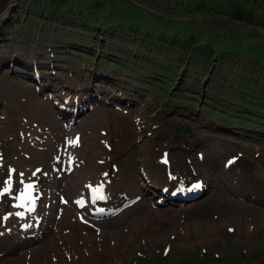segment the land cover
<instances>
[{
	"label": "rangeland",
	"instance_id": "rangeland-1",
	"mask_svg": "<svg viewBox=\"0 0 264 264\" xmlns=\"http://www.w3.org/2000/svg\"><path fill=\"white\" fill-rule=\"evenodd\" d=\"M54 1L58 7L62 4L83 6L72 10L67 21L77 18L83 22V17L88 15L86 11L97 16L96 24L82 26L86 35L83 33L81 36L85 38L76 35L75 41L81 40L85 45L83 48L69 46L66 37L61 38V35L69 34L67 28L54 25V22L46 24V27L42 23L59 10L52 14L47 12L46 6ZM6 2L0 0L1 7L7 4L0 13V134L4 120L2 108L6 106L4 99L16 80L27 84L26 92L38 99L55 89L68 91L72 96L78 92L82 97L78 105L71 108L61 106L59 98L51 99L50 111L55 123L54 127L50 126L59 138L58 141L53 140L51 157L43 167H46L45 172L52 168L56 176L48 192L46 178L38 175L40 195L36 203L37 211H42L49 204L51 212L45 221L40 222V219L31 223L24 233H0V264H264V122L258 121L260 126L240 123L239 119L243 118L236 117L235 113L203 102L211 89L202 81L192 88L196 97L185 103L182 100L186 97L176 94L180 80L176 75L170 77L164 71L155 79L151 76L161 63V53L156 54L155 44L165 42L171 35L185 37L189 33L214 52L231 51L244 60L264 64V0ZM26 13L33 14L28 16L31 17L28 20L32 28L26 26ZM27 30L31 32L28 37L32 43L40 35L44 37L45 44L53 42L60 46L55 55L58 60H54L60 63L57 73L66 78L80 75L86 86L70 89L54 75L47 77L48 81L39 79L34 82L16 72L25 67L2 63V59L10 56V45L20 49ZM142 36L148 40H141ZM122 40L125 41L123 46ZM107 47H112V52L116 49V52H124L116 66L105 61L104 49ZM94 70L103 72L106 79H110L103 81L95 77L96 81L90 82ZM85 77H88L87 81ZM94 109H101L108 122L101 125L103 129L100 130L98 125L96 129L102 137L107 130L114 148L109 154L115 159L117 169L109 171L115 180H111L107 198L112 197L116 204L110 213L87 217L89 222L108 221L110 230L121 229L124 234L121 235L124 242L117 245L114 242L111 245L110 237L105 235L107 238L103 239L102 249L101 245L99 249L96 246L100 239L98 236L87 240L92 245L89 246L78 230L77 234L57 237L53 231V223L58 218L55 203H60L64 194L68 198V187H63L66 191L63 194L53 191L54 197H51L52 190L61 185L65 174L62 167L57 166L61 161L58 154L62 151L63 142L58 127L62 125V130L69 131L79 126L77 124L91 115ZM223 112L229 115L224 118ZM114 123L119 124V128L123 124L120 130L128 135L124 144H119L121 135H110L111 124ZM82 130L83 134H90L88 128ZM0 145L2 154L8 141L0 140ZM163 156L167 157L166 162ZM228 156L235 160L225 166L223 162ZM144 171L155 179L148 181ZM166 171L173 175L204 178L206 191L196 202L168 198L157 191V184L168 179ZM4 175L0 176L1 180ZM152 183L154 189L150 187ZM129 198L139 203L133 212L125 211L126 214L146 216L133 227L127 219L117 216L133 204L132 201L123 205ZM7 202L3 197L2 204Z\"/></svg>",
	"mask_w": 264,
	"mask_h": 264
},
{
	"label": "bare ground",
	"instance_id": "bare-ground-1",
	"mask_svg": "<svg viewBox=\"0 0 264 264\" xmlns=\"http://www.w3.org/2000/svg\"><path fill=\"white\" fill-rule=\"evenodd\" d=\"M1 62L9 64L13 61L5 57L4 59L1 60ZM22 75H26V72L23 73ZM30 80L33 81V79L31 78ZM69 81L72 83V85H78V88L81 87L79 86L81 82L79 83L77 78H72ZM27 88H28L27 84H21L18 82V80L14 81V83L11 85V87L8 90V96H6V98L4 99L6 100V106L4 105V108H2V112L4 114V118H3L4 120L1 123L2 129L0 134V140L8 141V146L6 147L5 152L2 151V154L0 153V163H1L0 176L2 174H5L4 179L3 180L0 179L1 180L0 193H2L0 194V233H5V232L11 233L13 231L18 232L16 234L24 233L25 231H27V228L30 226L31 223H36L40 219L41 222L45 218H48V214H50L51 212L50 210L51 208L49 204L43 207L44 209L42 211H37L36 208H34L33 212L27 211L26 210L27 196L23 199H18V197H20L21 193L25 192L28 183L31 180H35L39 174L43 175L46 178L45 186L48 192H50L52 189L51 183H52V179L56 176L55 175L56 171L51 170L52 169L51 168L45 172L46 167L45 168L43 167V165L45 166V163H47V160L51 157L50 153L53 151L52 148L53 143L55 141H58L59 138L57 137L58 135L57 136L54 135V130L50 126L55 123L54 117H52L53 114L50 111V102L52 98L56 99L60 97H65L68 96V93L61 89L58 90L55 89L50 94L46 93L44 98L38 99L29 95L28 94L29 91L28 93L26 92ZM67 98L69 100L63 102L62 105L64 108H71V106L74 104V101L71 102V96ZM80 99L81 97L78 96L76 98L75 104H77ZM91 113H92L91 115L84 117L81 120L80 124H77L79 126L72 128L69 131L62 130L63 129L62 125L61 127L59 124H58L59 127L57 126L59 128L58 131L61 134L60 137L63 136L62 140L64 142V143L62 142V146L60 148L62 151L60 154H58L59 155L58 157H61L60 159L61 161L57 166L59 168L62 167L65 174H63L64 176L62 177L63 180V182H61L62 186L60 185L57 186L56 189H53L51 197H54L53 191L55 190H58L59 191V192L57 191L58 193H62V194L64 192L66 193L65 189H63L64 186L68 187L69 191L66 194H68L69 196L67 195L68 198H66L64 194L62 199L60 200V203H55V210L58 208L57 209L58 218L55 219L56 221L53 223L54 225L53 231L57 234V237H60V235L69 236L72 235L73 233L77 234V230H78L80 235L85 241L87 240L91 241L92 239H95V237L97 238L98 236L100 239L98 238L99 241L96 243V246L99 249L101 245V249H102V247H104L102 243L104 237H106L105 235H108L110 237L111 245L112 242H114V245L115 244L117 245L119 244V242L123 241L121 240V235L124 234L122 233V231H120L121 229L110 230V223L108 221L89 222L88 220H90V218L86 216V211L88 208L100 207L103 204L107 206L109 203L107 202L106 199L101 202L94 201L90 203L89 202L90 194H92L93 189H91L90 194L87 193L86 184L87 183L96 184L99 181H103L106 189H109L111 185L110 181L115 180V176L109 174V171L114 170V168L115 170L117 169L115 159H113V157L109 154L110 152L113 153L114 148L110 144V136L108 137L107 130L105 132L106 135L102 137V135L98 134L99 132L96 129L97 125L100 126V130H101L103 129V126L106 125L105 123H108L106 122L105 113H103L101 109H94ZM120 123L121 122H119V124ZM116 124L115 123L111 124V127H113V129H110V135L111 134H113L114 136L121 135V142L119 141V144L121 145V143L124 144L126 142L127 140L126 138H128V135L120 130V128H123L122 127L123 124L122 126L120 125V128L118 126L119 124L118 125ZM43 127H46L47 129L45 130ZM84 127L88 128L87 131H89L88 133L90 134H87L85 132L83 134L82 132H80V130L84 131L82 130V128ZM36 128H38L39 131H36ZM76 131L80 132L78 137V143L72 144L70 143V141H72V137ZM64 133L66 134L64 135ZM53 140L55 141L53 142ZM82 145L84 147H82ZM2 147H5V145L4 146L2 145ZM55 150L56 149H54V152ZM49 161L51 162V160ZM38 166H41L39 168V171H37ZM174 175H178V174L175 173ZM146 176H150V175H146ZM187 178L190 177L188 176ZM6 181L8 182L7 184L5 183ZM5 187H7L9 191L3 192V189ZM28 192L29 189L27 190V195ZM3 197L6 198L8 201L7 204L5 205L2 204ZM79 198L83 200V204L80 207H78L76 203L77 199ZM222 199L223 198H221L220 201ZM138 203H139L138 201L137 203L136 201H134L133 204L127 207L124 211L119 212L117 214L119 219H127L130 226L132 227L135 225L137 226V224L140 222V219L146 217L145 214L140 213V214H136L137 216H134V215L126 214L125 211L131 213V211L135 208L136 205H138ZM216 203H218V201H216ZM79 216L82 217V221L78 220ZM223 222H227V221L224 220ZM232 222L236 223V220H232ZM234 223H230V224L232 225ZM216 224L217 221L215 225ZM205 227H207V225ZM14 234L15 233L11 235L15 237L16 235ZM6 237H8V235H6ZM19 239L21 240V238ZM4 240L5 239H3V242ZM49 240L51 242V238H49ZM88 244L89 246H92L91 243L88 242ZM33 249H35V247Z\"/></svg>",
	"mask_w": 264,
	"mask_h": 264
},
{
	"label": "trees",
	"instance_id": "trees-1",
	"mask_svg": "<svg viewBox=\"0 0 264 264\" xmlns=\"http://www.w3.org/2000/svg\"><path fill=\"white\" fill-rule=\"evenodd\" d=\"M76 8L80 9L83 6L62 4L58 7L54 1L47 7V12L54 13L59 9L55 12V18L61 25L60 27L65 26L69 30V34L61 35V38L65 39L66 37V39L73 40L74 46H80V43H76L75 38L77 34L81 37L83 33H78V30L80 31L83 24L95 22L97 16L86 11L88 15L84 16V22H79L77 18L70 20L71 22L67 21L69 13ZM27 23L29 22L27 21ZM146 39L148 40L147 37H141V40L145 41ZM124 42V40L120 42L121 46ZM154 49L157 55L159 52L161 53V63L156 66V72L154 70V74L151 76L155 79L157 74H164V71L167 76L176 75L180 79L179 84L176 85L178 90L176 94L181 98L186 97L182 100L183 102L190 103L196 97L192 88L202 81L206 85H210L211 89L207 99L203 98V102H207L211 106L218 105L225 111L229 110L235 113L236 117L243 118L239 120L246 123L256 125V120L264 121L263 63L244 60L231 51L214 52L207 44L196 41V37L192 33L185 37L171 35L165 42L156 43ZM116 50L112 52V47L104 49L105 61L116 64L112 60H120L116 55L124 54V52H116ZM108 56L113 58L109 57V59ZM227 115L229 114L224 115L223 112L224 118Z\"/></svg>",
	"mask_w": 264,
	"mask_h": 264
},
{
	"label": "snow or ice",
	"instance_id": "snow-or-ice-1",
	"mask_svg": "<svg viewBox=\"0 0 264 264\" xmlns=\"http://www.w3.org/2000/svg\"><path fill=\"white\" fill-rule=\"evenodd\" d=\"M70 143H72V144H76V143H78V139L75 140V141H70ZM165 162H166V161H165ZM232 162H233L232 160L229 161V163H232ZM37 171H39V170H37ZM105 175H106V174H105ZM5 183L7 184L8 182L6 181ZM32 187H33V185H31V184L27 185V186H26V189H25V192H24V193H21V195H20V197H18V199H23V198H25V197L27 196V190H28V189H31ZM193 187H194V188H199L200 185H199V184H196V185H194ZM7 191H9V189H8L7 187H5V188L3 189V192H7ZM0 194H2V193H0ZM230 231H231V229H230Z\"/></svg>",
	"mask_w": 264,
	"mask_h": 264
}]
</instances>
